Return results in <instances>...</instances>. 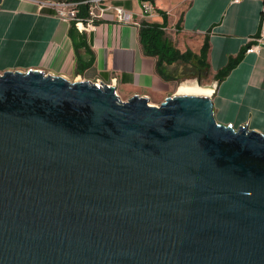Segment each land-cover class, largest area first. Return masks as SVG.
<instances>
[{
  "label": "water",
  "instance_id": "water-1",
  "mask_svg": "<svg viewBox=\"0 0 264 264\" xmlns=\"http://www.w3.org/2000/svg\"><path fill=\"white\" fill-rule=\"evenodd\" d=\"M0 264H264V134L212 96L8 70Z\"/></svg>",
  "mask_w": 264,
  "mask_h": 264
},
{
  "label": "crops",
  "instance_id": "crops-1",
  "mask_svg": "<svg viewBox=\"0 0 264 264\" xmlns=\"http://www.w3.org/2000/svg\"><path fill=\"white\" fill-rule=\"evenodd\" d=\"M114 1L106 3L112 5ZM120 1L132 19L120 22L110 10L91 32H83L96 60L91 68L80 72L78 53L69 34L71 23L57 15L51 0H0V74L37 69L71 80L87 78L114 85L128 99L137 94L160 105L174 93L179 67L194 68V61L199 60L168 66L170 79L160 75L157 58L144 53L140 38L144 21L164 22L159 9L168 15L166 32L181 29L170 39L182 53L190 50L198 56L205 41L209 43L206 62L213 79L206 87L211 88L217 122L235 129L247 125L264 134V44L257 41L264 0H171L168 7L155 0L156 11L151 17L142 13L140 0ZM249 45L254 51L248 52ZM240 56L225 77L216 78Z\"/></svg>",
  "mask_w": 264,
  "mask_h": 264
},
{
  "label": "trees",
  "instance_id": "trees-1",
  "mask_svg": "<svg viewBox=\"0 0 264 264\" xmlns=\"http://www.w3.org/2000/svg\"><path fill=\"white\" fill-rule=\"evenodd\" d=\"M63 1L80 2L83 0ZM143 1H152L153 4H155V0H140V2ZM113 5L122 6V2L120 0H116L114 1ZM158 12L164 17V22L159 24L144 21L140 26V38L144 53L147 56H153L157 58V69L160 75H162L166 79H170L171 75L166 73L168 66L176 63L192 64L195 59H198L201 65H206L208 67L206 59L209 50V43L207 42V40L205 41L201 49L200 55L197 56L190 50L182 53L174 46L173 42L165 31L168 26L167 13L159 9ZM77 17L84 21L89 17V4H80L78 6ZM102 22V20H96L95 24H99ZM76 23L77 21L71 22L69 34L74 48L78 53V69L80 70V72H83L84 70L91 68L94 65L96 58L93 50L88 44L86 33H81L78 30ZM250 46L252 45H249V47ZM82 50L84 51L83 55H81ZM240 59L241 56L231 61L226 69L222 70L216 75V78L221 79L225 77L229 73V71L239 62Z\"/></svg>",
  "mask_w": 264,
  "mask_h": 264
},
{
  "label": "built area",
  "instance_id": "built-area-1",
  "mask_svg": "<svg viewBox=\"0 0 264 264\" xmlns=\"http://www.w3.org/2000/svg\"><path fill=\"white\" fill-rule=\"evenodd\" d=\"M108 1L114 0H83L80 2L73 1H63L58 3H51L53 7L57 10V15L64 21L72 22L77 21L76 25L82 32H91L92 28L95 25V21L99 20L106 12L113 10L120 22L128 23L132 19V14L128 12L122 6H114L107 4ZM233 3H241L243 0H231ZM80 4H89V17L84 21L77 17L78 14V6ZM142 13L146 16H153L155 13V6L151 1H143L141 2ZM257 41L260 44H264V8H263V19H262V27L261 34ZM254 51V46H250L248 52Z\"/></svg>",
  "mask_w": 264,
  "mask_h": 264
},
{
  "label": "rangeland",
  "instance_id": "rangeland-1",
  "mask_svg": "<svg viewBox=\"0 0 264 264\" xmlns=\"http://www.w3.org/2000/svg\"><path fill=\"white\" fill-rule=\"evenodd\" d=\"M51 1L55 2V3L63 2V0H51ZM159 3L168 7L171 4V0H161V1H159ZM176 30H178V31L168 30L167 31L168 36L173 39L174 33L176 35L181 33V31H180L181 29L179 27H177ZM194 63H193L194 68L193 67L192 68L179 67L178 71H177L176 67H174L172 69V70H175V72L177 71L176 80H175L176 83H175V88L173 90L174 91L173 94L177 93L179 91V89L182 88V86L185 84L197 85L200 83L201 86H207V83L211 82L213 77L210 74L208 67L206 65H201L200 62H198L197 60H195ZM13 71H16V70H13ZM84 79H87V78H84ZM117 93L122 100H124V101L128 100V97L126 95H124L121 91H117ZM173 94H171V95H173Z\"/></svg>",
  "mask_w": 264,
  "mask_h": 264
},
{
  "label": "bare ground",
  "instance_id": "bare-ground-1",
  "mask_svg": "<svg viewBox=\"0 0 264 264\" xmlns=\"http://www.w3.org/2000/svg\"><path fill=\"white\" fill-rule=\"evenodd\" d=\"M211 88L201 85H190L185 84L182 86V88L179 89V93L182 94H193V95H199V96H211Z\"/></svg>",
  "mask_w": 264,
  "mask_h": 264
}]
</instances>
